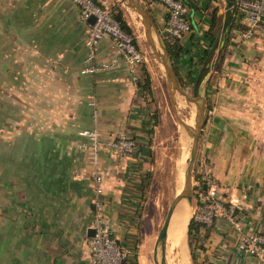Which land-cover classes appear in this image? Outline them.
<instances>
[{
	"label": "crops",
	"instance_id": "1",
	"mask_svg": "<svg viewBox=\"0 0 264 264\" xmlns=\"http://www.w3.org/2000/svg\"><path fill=\"white\" fill-rule=\"evenodd\" d=\"M107 1L113 13L122 10L135 33L134 16L123 6H131L130 0ZM188 1L198 34L191 43L190 31L183 33L177 62L187 73L192 53L193 78L212 38L206 35L212 14L221 16L223 6L220 0ZM141 2L160 31L159 36L153 27V38L165 46L167 6ZM89 22L73 0H0V264H98L88 243L96 161L81 146L90 139L80 133L95 119L102 140L97 163L105 218L127 250L126 264L155 261L158 217L143 202L158 150L154 96L143 85L144 70L152 81L153 71L146 58L133 69L121 60L108 69L82 72ZM114 56L119 52L113 39L102 38L93 61ZM124 132L136 146L120 157L108 142ZM203 154L218 181L214 191L235 204L236 220L217 215L203 229L200 264H264L257 255L237 251L244 233L264 232V28L229 45L221 68L213 70Z\"/></svg>",
	"mask_w": 264,
	"mask_h": 264
},
{
	"label": "built area",
	"instance_id": "2",
	"mask_svg": "<svg viewBox=\"0 0 264 264\" xmlns=\"http://www.w3.org/2000/svg\"><path fill=\"white\" fill-rule=\"evenodd\" d=\"M80 7L81 17L89 21L91 15H95V21L89 22V32L87 44L89 54L82 72H96L108 69L124 61L130 68L146 60L147 56L139 46L136 36L129 32L119 18L114 13L112 6L107 0H73ZM151 1V0H146ZM164 3L168 9L166 30L175 35H181L190 30V23L186 17L188 6L182 0H158ZM237 10L242 14V22L245 29L242 31L244 39L252 38L256 33L264 28V0H237ZM104 37H111L118 49L119 56H114L110 60L93 61L95 48ZM95 105V100L91 101ZM80 133L90 139V143L81 144L91 150L94 155L96 166L92 174L94 185V212L93 224L94 234L89 237L88 243L92 250L93 258L98 264H126L127 250L113 236L112 226L105 218L102 210L103 199V174L98 165L97 152L102 143L100 130L96 119L92 127L80 130ZM108 144L113 148L118 156H129L134 151L136 139L124 132L111 140ZM199 171L204 174V191L201 192L199 204L194 211V218L204 224L211 226L217 215H224L229 218V222H235L236 206L227 203L215 191L218 185L217 178L206 168L204 156L200 159ZM237 251L257 255L264 260V232L251 230L244 233L237 243Z\"/></svg>",
	"mask_w": 264,
	"mask_h": 264
},
{
	"label": "rangeland",
	"instance_id": "3",
	"mask_svg": "<svg viewBox=\"0 0 264 264\" xmlns=\"http://www.w3.org/2000/svg\"><path fill=\"white\" fill-rule=\"evenodd\" d=\"M220 3L222 4L223 9L221 16L218 18V23L215 27V29L217 28L216 30H218L222 22L225 10V0H220ZM123 6L126 7L128 15L132 13L134 16L131 17L130 20H132V25H135L134 29L139 46L145 52L154 76L152 84L155 85V92L153 93L154 97H152L151 102L155 108L154 112H157L158 114V130L155 135L158 150L155 153L154 167L152 171H150V177L148 178L145 190L146 196L143 202L145 201V207L148 208V211L158 217L159 232L173 197L182 188L185 168L188 163V159L191 156L193 136L190 133V130L179 121V118L188 124H193V117L196 113L197 105L186 96H192L194 81H191V84L184 88V93L178 91V89L169 83L165 66L161 62L160 58L156 56L154 48L147 38L141 15L136 9L132 8L128 4H123ZM154 34L156 35L155 31ZM156 37V39H158L157 35ZM157 42V48L161 52H164L165 50L162 39L160 41L157 40ZM205 45L209 46V43H206ZM185 74L186 73H184V75ZM201 154H203L202 148L198 150V162L196 159L195 168L200 167L199 160L203 157ZM194 183L195 181L193 178V184ZM181 202H183V200L179 203ZM189 204L190 208L188 210V214L190 219L191 209L192 214H194V211L199 204V200L195 196L194 190L193 200L192 202H189ZM187 243L188 235L186 232V244ZM160 258L161 247L158 249V260H160ZM152 264L157 263L154 261ZM187 264L198 263H194L190 255V260Z\"/></svg>",
	"mask_w": 264,
	"mask_h": 264
},
{
	"label": "water",
	"instance_id": "4",
	"mask_svg": "<svg viewBox=\"0 0 264 264\" xmlns=\"http://www.w3.org/2000/svg\"><path fill=\"white\" fill-rule=\"evenodd\" d=\"M130 5L134 7L138 13L141 15L142 20L145 24V31L148 40L152 44L154 51L158 58L162 61L165 66L166 73L168 76L169 83L173 85L178 91L184 93L185 90L181 86L178 76L175 72V69L170 61L169 54L166 48L164 47V52H161L154 41L152 29L153 27L157 30V34L160 36V31L158 30L156 24L151 18L149 12L146 7L142 4L141 0H130ZM237 11V0H225V10L223 14L222 22L218 28V31L214 37V40L196 74L193 84V94L192 96H186L189 100L194 101L197 105L196 113L193 117V124H188L184 120L179 118V121L186 126L190 130V133L193 136V142L191 146V156L188 159V163L185 168V174L183 178V185L179 192L175 194L173 197L165 219L160 227L158 232L156 243H155V261L157 264H166V244H167V233L168 227L172 218V215L179 204V202L184 198V196H188L189 201L193 200V178H194V170L195 163L197 159V154L199 150L200 140L202 137L204 125L207 119V89L210 83V79L215 69L216 63L222 54L225 45L228 41V35L231 29L232 21L235 17ZM264 18V14L262 15ZM89 20L91 22L95 21V15H91ZM166 32H168L166 30ZM239 34H242V31H238ZM161 40V38H160ZM231 43H236L234 39L230 40ZM92 233L94 234V228H91ZM161 247V258L158 260V249Z\"/></svg>",
	"mask_w": 264,
	"mask_h": 264
},
{
	"label": "trees",
	"instance_id": "5",
	"mask_svg": "<svg viewBox=\"0 0 264 264\" xmlns=\"http://www.w3.org/2000/svg\"><path fill=\"white\" fill-rule=\"evenodd\" d=\"M187 6L190 7V10L187 12L186 17L190 23V41L191 43H194V35L198 34V27H197V20L195 19V15H194V10L192 8V5L190 4V2L188 0H182ZM114 15L119 18L122 22V25L131 33H133L135 35V33L133 32V29L131 28V26L128 24L127 20L123 17V12L121 9H119L117 12L114 13ZM218 14L217 11H214L211 17V24L209 25L208 29L206 30V35H211V40H210V44L207 48H205L203 54L199 57L200 58V64H202L213 40L214 37L216 35V33L214 32L215 27L217 26L218 23ZM242 18V14L239 10L236 11L235 17L232 21L231 24V29L228 35V41L225 45V48L222 52V54L220 55L217 63H216V68L220 69L222 66V63L224 62L225 59V50L226 48L231 45V44H235V43H231V39H234L236 41V43L241 42V40H244V38L242 37L241 34L238 33V31H243L245 29V24L242 22L241 20ZM184 33V32H183ZM175 35L173 33L170 32H166L165 33V43H166V48L169 54V58L170 61L175 69V72L178 76V80L179 82H181V86L183 88L188 87L191 84V81H194L196 75L192 78V76L194 75V65L196 63V58L194 57V55L191 53L189 56V61L191 63V65H189L186 69L188 70L187 73L184 75L181 72V68L177 62V59H179V57L181 56L182 52L184 51V44L182 42V35ZM190 51V48H187ZM187 50V51H188ZM152 76L151 73L149 72L148 69L144 70V79H143V85L144 88L150 93L153 94V89H152ZM158 114L157 112L153 113V118L157 119ZM207 120V119H206ZM206 124V122H205ZM205 128V125H204ZM203 136H204V129H203V133H202V137L200 140V145H199V149L202 148L203 149ZM204 156V154H201ZM200 161V160H199ZM198 162V159H197ZM194 192H195V196L198 198V200L200 201L201 198V192H203L204 189V174L203 172L199 171V168L196 167L194 170ZM217 187V186H216ZM227 202V201H226ZM228 203V202H227ZM206 228V224L196 220L194 218V216L191 217L190 222L188 224V245L190 248V255H191V259L194 263H198L199 262V251L200 250H204L205 249V245L202 241V235L204 233L203 229Z\"/></svg>",
	"mask_w": 264,
	"mask_h": 264
},
{
	"label": "bare ground",
	"instance_id": "6",
	"mask_svg": "<svg viewBox=\"0 0 264 264\" xmlns=\"http://www.w3.org/2000/svg\"><path fill=\"white\" fill-rule=\"evenodd\" d=\"M156 44L157 39L154 36ZM172 215L166 244V264H187L190 260L189 249L186 244V232L189 222L190 208L188 196H184ZM185 201V202H184ZM176 216V217H175Z\"/></svg>",
	"mask_w": 264,
	"mask_h": 264
}]
</instances>
